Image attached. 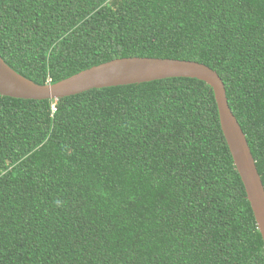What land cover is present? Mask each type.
I'll return each mask as SVG.
<instances>
[{"label": "trees", "instance_id": "1", "mask_svg": "<svg viewBox=\"0 0 264 264\" xmlns=\"http://www.w3.org/2000/svg\"><path fill=\"white\" fill-rule=\"evenodd\" d=\"M0 58L40 86L125 58L204 64L264 185V0H0ZM0 264H264L212 88L0 95Z\"/></svg>", "mask_w": 264, "mask_h": 264}, {"label": "water", "instance_id": "2", "mask_svg": "<svg viewBox=\"0 0 264 264\" xmlns=\"http://www.w3.org/2000/svg\"><path fill=\"white\" fill-rule=\"evenodd\" d=\"M173 78L197 79L212 88L223 135L244 184L264 242V185L246 135L229 106L224 83L214 70L204 64L190 61L125 58L93 67L54 85L40 86L17 74L0 58V95L12 99L58 101L94 89Z\"/></svg>", "mask_w": 264, "mask_h": 264}]
</instances>
